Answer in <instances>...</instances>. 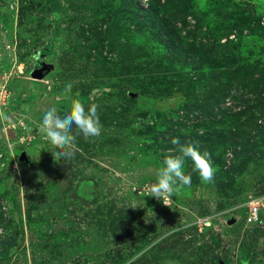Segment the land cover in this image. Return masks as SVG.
Returning a JSON list of instances; mask_svg holds the SVG:
<instances>
[{"label":"rangeland","instance_id":"1","mask_svg":"<svg viewBox=\"0 0 264 264\" xmlns=\"http://www.w3.org/2000/svg\"><path fill=\"white\" fill-rule=\"evenodd\" d=\"M76 94L100 135L73 125L55 156L39 115ZM173 138L215 172L186 161L168 206L147 194ZM145 248L134 264H264V0H0V264Z\"/></svg>","mask_w":264,"mask_h":264},{"label":"clouds","instance_id":"2","mask_svg":"<svg viewBox=\"0 0 264 264\" xmlns=\"http://www.w3.org/2000/svg\"><path fill=\"white\" fill-rule=\"evenodd\" d=\"M59 86L67 89L70 87V82L68 79H64L59 82ZM73 125L77 134H82L85 138L99 136L101 132L97 106L93 104L86 107L79 98V94L73 96L69 104L62 109L45 107L39 115L36 126L45 134L46 139L56 146L55 156L59 154L64 158L72 155L66 149H71L74 146L76 137L69 131ZM171 143L175 147L168 149L167 153L176 154L164 155L161 161L162 166L158 169L155 182L150 186L149 194H147L159 199L168 206L178 186L190 183V175H186L184 172L186 161H190L192 172L197 173L204 183L211 182L215 172L207 151L201 152L195 144L181 143L178 138H173ZM192 226L191 222L179 221L175 226L169 227L170 230L164 235H172L174 232ZM146 251L147 248L137 251L125 264H134V261L144 255Z\"/></svg>","mask_w":264,"mask_h":264},{"label":"built area","instance_id":"3","mask_svg":"<svg viewBox=\"0 0 264 264\" xmlns=\"http://www.w3.org/2000/svg\"><path fill=\"white\" fill-rule=\"evenodd\" d=\"M260 202L253 201L248 204V212L246 213V224H257L260 220Z\"/></svg>","mask_w":264,"mask_h":264},{"label":"trees","instance_id":"4","mask_svg":"<svg viewBox=\"0 0 264 264\" xmlns=\"http://www.w3.org/2000/svg\"><path fill=\"white\" fill-rule=\"evenodd\" d=\"M41 53L45 56H49L50 52H48L47 50H42Z\"/></svg>","mask_w":264,"mask_h":264},{"label":"water","instance_id":"5","mask_svg":"<svg viewBox=\"0 0 264 264\" xmlns=\"http://www.w3.org/2000/svg\"><path fill=\"white\" fill-rule=\"evenodd\" d=\"M42 76V74L41 73H39V72H36V74H35V78L36 77H41Z\"/></svg>","mask_w":264,"mask_h":264}]
</instances>
